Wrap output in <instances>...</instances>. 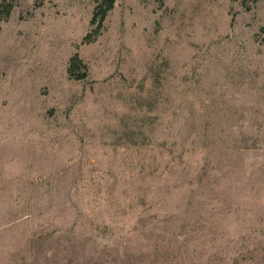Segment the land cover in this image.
<instances>
[{"label": "rangeland", "instance_id": "374dc122", "mask_svg": "<svg viewBox=\"0 0 264 264\" xmlns=\"http://www.w3.org/2000/svg\"><path fill=\"white\" fill-rule=\"evenodd\" d=\"M103 1L0 20V264H264V0Z\"/></svg>", "mask_w": 264, "mask_h": 264}, {"label": "trees", "instance_id": "16d2710c", "mask_svg": "<svg viewBox=\"0 0 264 264\" xmlns=\"http://www.w3.org/2000/svg\"><path fill=\"white\" fill-rule=\"evenodd\" d=\"M114 1L115 0H104L103 3L97 6V9L95 10L94 15L91 19V22H95L96 18L98 17L97 26H96L97 29L103 26V20L107 12L112 8ZM15 3H16V0H0V20L6 19L10 15L13 7L15 6ZM91 36L92 34H87L84 37V39L89 42L93 40V37ZM78 61L79 59L77 58L76 55H74L70 59V63L68 67L69 74H73L74 66L77 64ZM74 76H77V75H74Z\"/></svg>", "mask_w": 264, "mask_h": 264}]
</instances>
